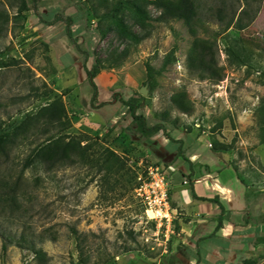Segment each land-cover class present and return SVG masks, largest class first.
<instances>
[{"label": "rangeland", "instance_id": "obj_1", "mask_svg": "<svg viewBox=\"0 0 264 264\" xmlns=\"http://www.w3.org/2000/svg\"><path fill=\"white\" fill-rule=\"evenodd\" d=\"M118 2L121 9L113 13L111 8ZM154 2L0 0V129L28 119L7 154L0 155V185L6 186V192L13 189L11 200L0 202V256L2 244L6 245L3 264H159L163 249L172 242L173 236L165 244L161 236L154 241L152 226L143 221L142 205L127 177L126 181L105 174L93 161L98 148L105 147L127 169H136L140 160L151 164L149 150L133 144L130 135L124 139L121 128L114 134L106 129L101 137L84 134L92 139L83 143L93 147L87 157L68 154L52 167L39 162L25 168L37 145L58 134L80 133L72 128L66 111L68 123L63 128L41 116L43 108L60 96L52 88L56 62L45 56L50 46L41 35L43 27L54 25L51 32H61L81 60L86 58L88 67L96 62L98 72L134 61L145 68L148 78L133 96L140 104L137 114L144 116L148 126L163 125V132L151 140L194 133L218 152L248 187L246 218L257 224L231 262L264 264V224H260L264 215V0L242 31L221 33L214 20L203 19L197 37L214 45L217 65L223 68L218 82L200 80L187 69L192 36L181 21L157 22L160 9ZM45 7L51 14L44 12ZM135 8L144 16L137 15ZM115 16L140 39L138 43L123 35ZM237 41L249 54L243 65L230 64L226 55V48ZM140 89L145 95L139 94ZM181 90L192 105L188 115L170 101Z\"/></svg>", "mask_w": 264, "mask_h": 264}, {"label": "crops", "instance_id": "obj_2", "mask_svg": "<svg viewBox=\"0 0 264 264\" xmlns=\"http://www.w3.org/2000/svg\"><path fill=\"white\" fill-rule=\"evenodd\" d=\"M44 12L49 15L52 11L45 7ZM55 26L43 27L41 35L50 46L45 56L56 62L52 88L62 97L72 128L100 137L106 129L114 134L125 128L130 117L123 103L141 86L145 68L134 61L99 71L93 78V99L85 69L91 67L60 37L61 32H51ZM151 139L135 145L149 150L151 164L171 168L167 176L169 207L176 230L159 264H233L231 257L243 249L252 229L242 227L248 215V187L230 171L218 152L210 150L206 141L194 133Z\"/></svg>", "mask_w": 264, "mask_h": 264}, {"label": "trees", "instance_id": "obj_3", "mask_svg": "<svg viewBox=\"0 0 264 264\" xmlns=\"http://www.w3.org/2000/svg\"><path fill=\"white\" fill-rule=\"evenodd\" d=\"M261 3L262 0H155L154 2L157 8L160 9V14L156 18L157 22L167 23L171 20L181 21L192 36V43L186 57L187 69L200 80H212L214 82L223 79V68L217 65L214 45L208 40L197 37L199 28L203 27V19L207 17L214 20L221 29V33L227 32L229 29L242 31L254 20L259 12ZM121 4L122 2H118L117 5L111 8L113 13L120 11L121 7H118V5L121 6ZM24 7L23 4V9ZM135 13L141 15V17L144 16V13L139 8H135ZM69 21L72 22L70 19ZM116 21L122 28L123 35L126 38L135 43L140 41L135 34L127 30L120 18L116 17ZM226 55L230 64L237 65H243L249 57L247 49L240 41L227 47ZM85 69L87 79L94 91V99L96 87L93 83V78L98 73V66L95 62L90 69L86 67ZM146 77L148 78L147 71ZM170 101L172 106L180 113L186 115L191 113L192 105L185 91L181 90L174 93ZM123 105L128 108V116L130 117V123L120 130L124 139H129L128 137L130 135L132 143L136 144L137 142H145L157 133L163 132L162 124L158 123L153 126H148L144 116L137 114V109L140 104L137 102L135 96H132L129 100L124 102ZM42 112L44 113L41 116L51 125L57 124L63 128V126L68 123L60 96L53 98L51 104L43 108ZM27 121L20 122V124L16 126L12 125L8 129H0V155L5 156L7 154L6 149L8 145L13 143L14 137L22 130ZM77 135L58 134L57 137L48 138L32 150L30 156L25 161V168L39 162L52 167L62 159L68 157V154L81 157H84L86 154L87 157V150L93 147L92 144H84V146L83 143L90 142L92 139L84 134L78 133ZM94 139L97 140L95 137ZM110 141L116 142L114 139ZM98 149V154H96L98 158L93 160L98 170L104 171L105 174L118 175L117 177L119 178L124 177L123 180L127 181L128 179L130 183L132 177L128 174V171H126L127 167L124 161L109 148L99 147ZM93 161L89 160L90 163ZM2 183L4 184V182ZM5 187L6 186L0 185L1 203H6L8 200H11L13 195V189H10L8 193L4 191ZM260 224H264V215L262 216ZM256 225V223H251L246 220L242 227L253 228ZM5 252L6 245L2 244L0 256L1 264L4 262Z\"/></svg>", "mask_w": 264, "mask_h": 264}, {"label": "built area", "instance_id": "obj_4", "mask_svg": "<svg viewBox=\"0 0 264 264\" xmlns=\"http://www.w3.org/2000/svg\"><path fill=\"white\" fill-rule=\"evenodd\" d=\"M132 177L130 182L134 198L143 208V221L152 226V238L165 244L176 235L174 218L169 207L168 174L171 168L155 164H143L142 160L135 168L126 169ZM167 253V248L163 249Z\"/></svg>", "mask_w": 264, "mask_h": 264}, {"label": "water", "instance_id": "obj_5", "mask_svg": "<svg viewBox=\"0 0 264 264\" xmlns=\"http://www.w3.org/2000/svg\"><path fill=\"white\" fill-rule=\"evenodd\" d=\"M139 94H141V95H145L144 90H143V89H140V90H139Z\"/></svg>", "mask_w": 264, "mask_h": 264}]
</instances>
